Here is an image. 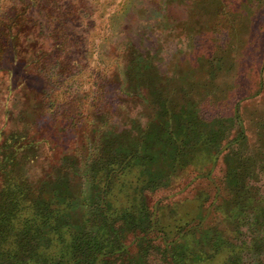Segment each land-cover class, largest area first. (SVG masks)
I'll list each match as a JSON object with an SVG mask.
<instances>
[{"label":"trees","instance_id":"16d2710c","mask_svg":"<svg viewBox=\"0 0 264 264\" xmlns=\"http://www.w3.org/2000/svg\"><path fill=\"white\" fill-rule=\"evenodd\" d=\"M236 7L229 1L214 13L234 31ZM15 30L8 46L18 60L23 32ZM225 44L209 62L213 76ZM128 60L125 94L135 102L121 130L117 119L95 128V104L72 118L63 92L36 90L31 70L10 88L40 102L5 112V125L16 126L0 129V264H264V123L253 143L241 103L231 116L206 118L195 87L172 85L149 53L134 48ZM44 147L50 163L33 183L28 170ZM184 172L210 184L190 199L150 201Z\"/></svg>","mask_w":264,"mask_h":264},{"label":"rangeland","instance_id":"374dc122","mask_svg":"<svg viewBox=\"0 0 264 264\" xmlns=\"http://www.w3.org/2000/svg\"><path fill=\"white\" fill-rule=\"evenodd\" d=\"M229 1L237 4L232 9L240 21L236 31L221 25L214 15ZM257 2L251 9L246 0H0V129L10 131L16 126L13 121L5 125V112L11 110L17 116L27 100L40 102L35 92L30 99L27 93L25 99L18 97L19 91H10L23 81L27 69L40 76L32 78L36 90L47 85L52 96L63 92L72 118L95 104V113L90 112L94 127L117 119L121 130L131 123L130 105L135 102L125 90L128 59L136 48L152 56L159 71L172 77V85L195 87V100L205 105L202 113L206 118L231 116L241 103L247 133L254 143L264 123V9L261 0ZM16 28L23 32L17 47L22 58L18 55V60L8 46V35L15 34ZM228 42L230 51L220 53L223 68L213 76L209 62ZM60 55L65 61H60ZM97 113L101 114L98 120ZM43 152L28 170L33 183L42 179L50 163L47 148ZM162 183L164 188L150 195V201L172 204L190 199L210 184L189 172L181 173L171 184Z\"/></svg>","mask_w":264,"mask_h":264}]
</instances>
